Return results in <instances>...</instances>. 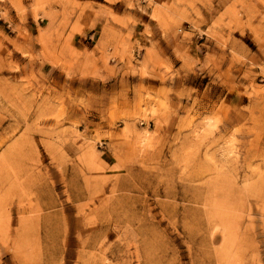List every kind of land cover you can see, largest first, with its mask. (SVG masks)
Wrapping results in <instances>:
<instances>
[{
  "label": "rangeland",
  "instance_id": "1",
  "mask_svg": "<svg viewBox=\"0 0 264 264\" xmlns=\"http://www.w3.org/2000/svg\"><path fill=\"white\" fill-rule=\"evenodd\" d=\"M0 264H264V0H0Z\"/></svg>",
  "mask_w": 264,
  "mask_h": 264
}]
</instances>
